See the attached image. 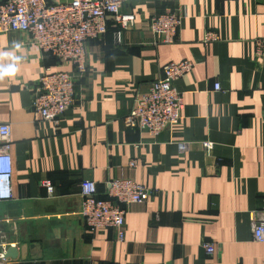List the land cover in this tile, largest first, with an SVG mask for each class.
Wrapping results in <instances>:
<instances>
[{"label": "crops", "instance_id": "0c3cea01", "mask_svg": "<svg viewBox=\"0 0 264 264\" xmlns=\"http://www.w3.org/2000/svg\"><path fill=\"white\" fill-rule=\"evenodd\" d=\"M124 10L136 22L119 37L110 20L88 44V73L58 124L35 112L33 89L47 69L72 65L45 57L26 34H0V65L22 44L17 70L0 75V125L11 127L14 167L0 232L19 251L4 264H264L252 230L253 212L264 208V59L256 56L264 0H128ZM175 12L178 36L163 42L151 19ZM208 32L217 38L206 42ZM184 60L195 67L176 83L181 122L158 136L128 127L134 99L166 64ZM122 177L153 195L129 207L119 240L115 229L88 228L81 181L104 193Z\"/></svg>", "mask_w": 264, "mask_h": 264}, {"label": "built area", "instance_id": "2783aa9c", "mask_svg": "<svg viewBox=\"0 0 264 264\" xmlns=\"http://www.w3.org/2000/svg\"><path fill=\"white\" fill-rule=\"evenodd\" d=\"M128 0H1L0 34L19 32L39 46L45 57L58 59L61 64L72 65V70L47 69L39 84L33 89L32 106L44 120L58 124L75 105L79 82L88 73V44L102 38L112 20L120 37V30L130 29L136 14L124 10ZM179 12L161 13L151 19L153 33L163 42H174L182 24ZM208 32L205 41L215 40ZM256 56L264 59V37L256 40ZM195 67L190 60L171 62L163 67V74L154 80L147 91L134 99L133 107L125 117L130 128L147 130L158 136L166 129L176 127L183 118L184 94L176 83ZM220 89L219 83L215 85ZM11 127L0 125V204L13 199V155ZM135 166V162L130 163ZM50 192L54 187L46 181ZM153 195L147 186L132 178L122 177L108 182L106 192L99 190L91 179L81 181L82 205L80 215L92 231L98 228L115 229L118 239L126 237V216L129 207L145 203ZM253 238L264 244V208L253 212ZM9 243L0 232V264L7 261ZM206 252L214 254L215 246L205 244Z\"/></svg>", "mask_w": 264, "mask_h": 264}, {"label": "clouds", "instance_id": "9594fccd", "mask_svg": "<svg viewBox=\"0 0 264 264\" xmlns=\"http://www.w3.org/2000/svg\"><path fill=\"white\" fill-rule=\"evenodd\" d=\"M21 48L22 44L17 42L13 44V51L2 54L3 58L11 61V63L0 65V75H10L17 70L16 65L22 59V56L16 55L15 52L20 51Z\"/></svg>", "mask_w": 264, "mask_h": 264}, {"label": "water", "instance_id": "95a60500", "mask_svg": "<svg viewBox=\"0 0 264 264\" xmlns=\"http://www.w3.org/2000/svg\"><path fill=\"white\" fill-rule=\"evenodd\" d=\"M19 251L17 247L10 246L6 252V258H16L18 257Z\"/></svg>", "mask_w": 264, "mask_h": 264}]
</instances>
